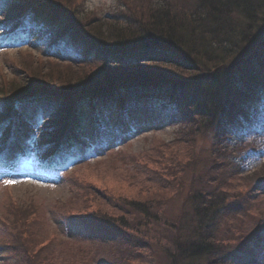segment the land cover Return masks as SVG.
<instances>
[{"label":"trees","instance_id":"trees-1","mask_svg":"<svg viewBox=\"0 0 264 264\" xmlns=\"http://www.w3.org/2000/svg\"><path fill=\"white\" fill-rule=\"evenodd\" d=\"M117 1L108 16L87 9L88 0L9 1L0 18L3 29L10 32L39 25L43 27L39 32L49 31L51 41L71 44L85 56L71 61L38 56L35 61L25 48L20 53L32 60L26 66L7 57L17 77L3 75L0 83V129L16 120V108L22 102L30 108L42 103L47 108V124L53 123L50 128H62L60 139L79 127L81 103L88 112L94 102L117 109L132 102L176 103L182 117L176 140H183L187 156L180 157L171 147L167 153L157 147L148 157L132 156L140 166L135 172L143 176L137 189L126 179L125 186L118 188L82 178L74 194L82 193L86 207L70 216L90 223L96 231L97 227L117 230L115 240L105 243L109 242L122 263L142 264L151 257L162 264L163 238L169 243L163 246L167 264H195L201 259L224 264L218 256L225 241L233 238H217V220L227 201L217 183L226 173L221 163L232 161L229 136L264 98V0ZM82 92H88V100H73ZM88 129L98 138L93 128ZM7 130L0 137V153L15 141L24 143L14 125ZM72 133L80 141L79 132ZM212 134L215 141L208 150L212 155L203 159L199 152L205 149L197 150V139ZM200 165L203 169L193 173L186 200L191 209L174 219L164 215L162 199L171 194L163 192L162 181L184 185L186 172ZM249 177L264 185V163ZM10 194L9 212L16 216V225L7 216L0 221L19 236L13 241L16 254L26 264L56 261L58 254H46L53 239L40 237L30 227L41 218L39 208L21 206ZM77 248L74 256L79 257V264L96 261L98 251ZM156 248L161 249L160 255L153 254Z\"/></svg>","mask_w":264,"mask_h":264},{"label":"rangeland","instance_id":"rangeland-1","mask_svg":"<svg viewBox=\"0 0 264 264\" xmlns=\"http://www.w3.org/2000/svg\"><path fill=\"white\" fill-rule=\"evenodd\" d=\"M9 1L0 0V18ZM118 4L117 0H88L86 7L108 16ZM40 27L43 28L35 24L28 27L24 25L8 32L0 26V83L4 82L3 75L9 79L17 77L14 76L9 61L5 60L7 57L16 58L21 66L32 62L30 57L25 58L20 53L24 48L35 55V61L38 56L61 61L84 58L85 52L65 42L51 41L49 31L39 32ZM25 28L29 30L20 34ZM132 103L126 104L127 114L123 117L121 113L115 115L117 111L111 106L97 108L99 105L94 102L96 105L93 106L97 107L91 114L98 119L99 126L94 123L96 119L92 121L88 118V111L82 108V103L78 104L80 126L71 128L64 139L59 137L62 128L56 130L55 127L50 128L53 123L47 124V108L42 103L35 104L32 108L24 103L19 104L16 108V120H9L0 129L1 137L2 133L8 131L6 129L9 125H16V132L25 141H15L11 145L10 150L16 155L7 150L0 154V219L7 216L16 225L13 221L16 216L9 212L10 192L11 200L19 201L21 206L39 208L41 215L38 217L41 218L31 223L30 227L35 228L34 233L40 232V237L53 239L50 251L46 254L52 252L58 256L51 264H79V257L74 256L79 252V246L99 252L92 264H126L116 260V252L113 253L109 242L105 243L106 239L115 240L117 230L113 228L107 231L97 227L96 231L90 223L71 218L70 213L86 207L82 193L76 194L77 196L74 194L82 178L89 177L88 180L93 183L103 186L107 182L118 188L125 186L126 179L129 185L132 183L131 188L137 189L142 186L143 176L135 172L136 167L140 166L132 156L148 157L157 147H161L164 153L168 152L167 147H171L180 157L187 156L183 140H176L182 123L181 112L176 103L151 106ZM91 126L97 129L98 139L88 132V127ZM78 129L82 132L79 135L81 141L72 137V130L77 132ZM214 141V134L197 139V150L205 149L199 152L203 159L212 155L208 150H212ZM228 143L232 147V161L221 163L226 173L217 183L222 186V193L226 192L227 201L217 220L216 234L218 239H227L228 236L233 240L225 241L224 249L218 257L224 260V264H256L257 261L264 264V185L249 179V175L264 163V98L229 136ZM4 159L6 163L9 160L12 162L1 166ZM202 169V165L197 169L190 168L186 172L184 185L177 186L162 181L165 188L163 192L171 194L162 199L164 215L174 219L191 209L186 201L192 185L191 179L196 170L198 174ZM249 188L252 190L247 194ZM93 201L95 204V200ZM94 204L92 209H96ZM105 209L110 215L111 208L108 206ZM83 210L87 212L86 209ZM90 211L91 209L88 213ZM1 223L0 221V264H26L19 257L20 254L15 252L13 241L19 239L17 232L13 231L12 226L5 227ZM38 227H41L40 231ZM38 241H34L35 244ZM164 245L168 246L169 243L162 238V264H167ZM237 247L239 249L235 251ZM160 251V248H156L153 254L160 255ZM159 262L161 260L157 258L146 257L142 264H160ZM207 263V260L201 259L195 264Z\"/></svg>","mask_w":264,"mask_h":264}]
</instances>
